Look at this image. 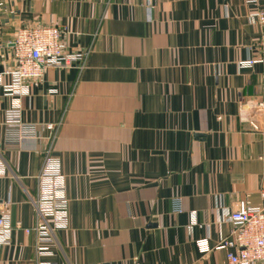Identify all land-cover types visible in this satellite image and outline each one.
I'll list each match as a JSON object with an SVG mask.
<instances>
[{
    "label": "crops",
    "instance_id": "1",
    "mask_svg": "<svg viewBox=\"0 0 264 264\" xmlns=\"http://www.w3.org/2000/svg\"><path fill=\"white\" fill-rule=\"evenodd\" d=\"M264 0H0V74L26 25L66 28L81 69L46 68L20 98L35 140L8 141L0 85V208L29 227L37 175L61 160L68 227L55 232L58 264H225L234 224L220 208L264 207V61L249 14ZM248 108L249 119L240 112ZM180 198L181 211L173 199ZM220 198V199H219ZM196 213L191 225L190 212ZM207 239L203 252L196 241ZM34 235L15 228L0 264H36Z\"/></svg>",
    "mask_w": 264,
    "mask_h": 264
},
{
    "label": "built area",
    "instance_id": "2",
    "mask_svg": "<svg viewBox=\"0 0 264 264\" xmlns=\"http://www.w3.org/2000/svg\"><path fill=\"white\" fill-rule=\"evenodd\" d=\"M249 20L260 27L256 46L257 58L239 61L241 67H250L256 62L264 61V3L258 4L249 14ZM65 27L59 25H26L19 27L12 40V57L14 64L9 71L11 80L2 82L7 95L15 97L5 111L6 139L8 141L35 140L38 137L37 127L33 123H24L20 118V98L28 95L33 81L38 79L44 69L58 68L81 69L87 52L68 51L63 42ZM262 88L264 89V78ZM261 110L263 101L257 104ZM240 115L250 118L248 108L242 109ZM59 123L44 125L48 131V144L43 151L42 165L37 175L38 190L32 200L37 217L33 225L21 227L19 221L12 222L10 215L0 208V248L11 242L15 228H22L27 234L34 235L36 264H58L52 259L56 244L55 232L68 227V199L66 195L65 176L61 160L52 153V146L57 137ZM6 175V165L0 159V176ZM220 199V198H219ZM175 211H181L180 198L173 199ZM221 219L234 224L231 237L221 239L218 248L226 250L225 264H264V207H253L248 204L230 211L220 208ZM192 224L196 213L190 212ZM201 251H207V239L196 241Z\"/></svg>",
    "mask_w": 264,
    "mask_h": 264
}]
</instances>
